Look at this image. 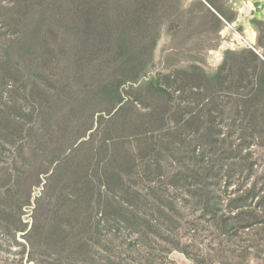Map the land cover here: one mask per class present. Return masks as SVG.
Returning <instances> with one entry per match:
<instances>
[{"label": "trees", "instance_id": "trees-1", "mask_svg": "<svg viewBox=\"0 0 264 264\" xmlns=\"http://www.w3.org/2000/svg\"><path fill=\"white\" fill-rule=\"evenodd\" d=\"M197 5H201L200 12ZM1 7L18 28L5 45L3 80L15 83L25 80L32 86L29 93L34 95L37 76H23L24 64L33 67L40 58L42 66V62L53 63L58 69L55 75L65 79L69 88V97L63 100L65 106L61 109H66V118L70 115L71 124L78 126L88 114L93 116L94 123L95 114L104 111L111 114L120 104L116 114L125 111L129 102H124L122 86L127 82L138 83L150 71L165 28L170 27L174 47L183 48L208 22L217 25L218 31L222 29L226 14L221 7H214V12L203 2L186 4L184 0H12L10 5ZM143 85L158 97L157 105L145 114L142 124L132 125L143 129L132 141L120 137L107 144L110 151L106 166L102 171L95 170L97 178L91 165L96 149H91L79 162L75 156L61 161L59 154L67 146L64 147L63 140L59 142L56 150L61 153L53 159L58 163L48 176L36 211L48 197L51 202L57 174L62 170L68 178L67 185L72 188L69 208L79 221L86 218L87 210L96 203L101 208L100 220L107 221L111 210H115L118 221L132 224L124 209L136 205L131 197H143L138 186L146 177L152 190L165 185L167 190L185 192V199H194L204 210L212 212L226 233L231 226L247 229L262 222V205L257 201L261 186L256 179L231 191L226 201L222 196L223 190L231 185L229 178L234 172H252L254 163L248 160L250 149L264 135V46L258 43L253 48L229 49L214 71L192 63L152 75L138 87ZM59 92L64 94L62 90ZM190 93L196 95L201 105L198 110L183 105ZM37 98L34 111L42 114L39 115L41 133L40 145L34 151L41 156L53 149L52 121L59 103L48 91ZM102 100L113 101L111 109L95 107ZM134 100L133 109L137 108L135 102L141 103L142 99L138 95ZM113 118L107 119L101 113L97 121L104 123ZM20 126L21 115L0 108V128L5 137L12 142H18V137L22 140L25 131ZM192 126L195 143L188 144L184 132ZM89 143L92 140L85 141L75 153ZM24 147L22 144L23 152ZM30 164L19 181L24 187L37 168L34 161ZM121 192L124 197H120ZM108 193L115 196L119 208ZM23 205L19 204L20 209ZM21 221L31 259H36L39 251L46 252L45 248H54V261L42 264H62L69 251L80 244L73 240L78 235L74 228H60L37 215L30 229L27 222ZM87 225L84 223L80 232L86 234L90 229ZM83 246L81 243L79 248Z\"/></svg>", "mask_w": 264, "mask_h": 264}, {"label": "rangeland", "instance_id": "rangeland-1", "mask_svg": "<svg viewBox=\"0 0 264 264\" xmlns=\"http://www.w3.org/2000/svg\"><path fill=\"white\" fill-rule=\"evenodd\" d=\"M11 1L0 0V7L10 5ZM197 1L203 2L214 12L218 7L223 8L226 14L222 29L218 31L217 25L208 22L187 41L185 47L176 49L174 36L168 30L170 27L165 28L156 47L150 71L142 76L138 83L127 82L122 86L124 102H129L125 111L116 114L122 105L120 104L111 114H107V111L101 112L107 119L114 116V120H106L104 123L97 121L101 113L95 114L94 123L93 116L88 114L79 126L76 123L71 124L70 115L66 118L67 111L63 109L65 106L63 100L69 97V88L64 82L65 79H58L55 75L58 69L54 68L53 63L46 65L42 62L44 64L42 66L39 63L40 58L33 67L24 64L23 76L30 77L31 74L37 76L38 86L34 95L29 93L32 86L24 82L25 80L17 83L3 80L5 45L16 34L18 28L6 15L7 10L4 7L0 8V108L12 115H21L20 127L22 132L25 131L22 140L19 141L18 137V142H12L13 140L5 137V132L0 128V208L6 211L2 213L0 210V264H42L44 261H54L52 247L45 248L46 252L39 251L36 259L29 257V246H25L27 241L24 238L26 232L22 231L21 220L27 222L30 229L36 215L41 220L53 221L60 228L68 230L74 228L78 231L73 240H78L84 246L79 248V244L73 251H69L66 261L62 264H264V216L262 222L250 228L231 226L233 228L226 233V229L221 228L215 221L213 213L204 210L194 199H185V192L167 190L165 185L164 188L152 190L146 177L138 186L143 191V197H131L130 200L136 205L124 209L127 216L131 217L132 224L118 221L115 210H111L107 221L100 220L101 208L96 203L87 210L86 218L79 221L69 208L72 188L67 185L68 178L62 170L57 174L51 202L48 197L41 203L39 211L38 209L36 211L48 176L58 163L53 162V159L61 153L59 149L56 150L59 142L63 140L64 147L67 146V149L59 154L61 161L75 156L76 162H79L91 149H96L97 152L91 157V165L94 169L93 176L97 178L95 170L98 168L102 171L106 166L110 151L107 144L120 137L132 141V138L143 129L132 125L137 122L142 124L145 114L157 105L158 97L145 85L138 87L142 81L148 80L152 75L171 72L192 63L199 64L208 71H214L222 64L227 50L253 48L258 43L264 46V0H209V2L184 0L186 4ZM249 5H252L250 10ZM197 9L200 12L201 5H197ZM249 27L256 33L253 43L247 38L246 31ZM225 30L227 31L224 32ZM235 34L241 39L235 40ZM45 90L53 94L54 101L59 103V109L54 110L55 116L52 121L53 149L37 156L39 154L35 153L34 148L40 145L39 115L42 114L34 109H37V97L46 94ZM59 90L64 94L61 95ZM138 95L142 99L141 103L135 102L137 108L133 109L132 101H135ZM185 97L183 105L187 106L186 108L196 107L195 110H198L201 107L196 101L195 94L190 93ZM113 103L102 100L95 107L109 110ZM89 127L92 129H88ZM193 128L192 126L184 132L188 144L195 143L191 131ZM92 133L94 135L90 139ZM82 134L85 136H81ZM72 139L74 142L70 143ZM87 140H92V143L75 153V149ZM22 144L25 146L24 152L21 150ZM250 150L248 160L254 163L252 172L246 171L244 174L234 172L232 174L234 176L229 178L231 185L227 190H223L222 199L226 201L231 191L242 183H251L256 179L261 186L257 201H260L264 215V135L260 143L253 144ZM91 155L90 153L89 156ZM32 161L37 168L33 169L35 171L32 179L24 187L19 181L22 175L24 176V171L30 169ZM116 193L120 194L118 191ZM108 195L119 208L115 196L111 193ZM122 195L121 192L120 197H124ZM58 203L60 205L57 209ZM19 204H24L21 209ZM86 222L87 228L90 229L84 234L80 232V228H83L82 225Z\"/></svg>", "mask_w": 264, "mask_h": 264}, {"label": "bare ground", "instance_id": "bare-ground-1", "mask_svg": "<svg viewBox=\"0 0 264 264\" xmlns=\"http://www.w3.org/2000/svg\"><path fill=\"white\" fill-rule=\"evenodd\" d=\"M251 8H252V5L251 6L249 5L248 10H250ZM226 31L227 30H225L224 32H226ZM246 33H247V38L253 43L255 41V39H256L255 31L251 27H249L247 29ZM234 39L235 40H240L241 37L238 34H235L234 35Z\"/></svg>", "mask_w": 264, "mask_h": 264}, {"label": "water", "instance_id": "water-1", "mask_svg": "<svg viewBox=\"0 0 264 264\" xmlns=\"http://www.w3.org/2000/svg\"><path fill=\"white\" fill-rule=\"evenodd\" d=\"M259 53V51H257Z\"/></svg>", "mask_w": 264, "mask_h": 264}]
</instances>
